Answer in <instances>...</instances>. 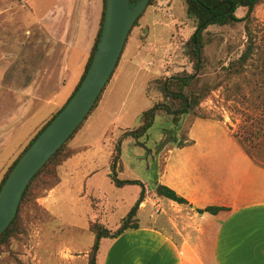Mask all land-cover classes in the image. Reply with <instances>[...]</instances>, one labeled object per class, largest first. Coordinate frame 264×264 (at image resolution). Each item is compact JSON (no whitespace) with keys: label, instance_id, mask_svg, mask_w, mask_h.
<instances>
[{"label":"crops","instance_id":"1","mask_svg":"<svg viewBox=\"0 0 264 264\" xmlns=\"http://www.w3.org/2000/svg\"><path fill=\"white\" fill-rule=\"evenodd\" d=\"M163 2L168 5L172 0ZM18 9H26L24 0H0V144L4 143L9 130L20 127L47 105L48 112L31 129L25 140L27 143L33 133L66 104L83 75L97 34L96 31L90 36V30L80 15L70 27L72 18L65 8L56 4L41 15L28 9L35 20L29 28L19 22ZM99 10L101 18L102 0ZM99 22L100 19L98 27ZM143 58H147L144 51L132 44L126 53L123 49L116 70L121 63L128 72L135 67L137 71L149 73L150 69L143 66ZM148 60L147 64L154 66V61ZM70 63L77 66V73L73 74V84L69 88L66 82ZM116 70L89 116L99 113L101 117L96 125L99 127L97 147H91V138H83L77 145L70 144L69 147L77 153L58 168V184L38 201L53 220H63L68 214L75 216L76 212H66L64 205L90 202V197L85 194L86 186L102 170L108 176L113 172V152L106 161L101 155L104 154L105 141L111 139V145H114L111 133L114 128L120 138L132 133L125 117L128 114L133 116V83L127 90L118 82L130 79L133 82V73L115 77ZM149 81H145V88ZM111 83L114 85L109 89ZM83 130H79L70 141H74ZM196 143L185 148L196 146ZM25 144L20 145L19 150ZM210 148H202L205 149L202 153L188 152L169 158L168 162L175 163L168 168L165 166L158 179V187L166 186L188 202L187 205L167 203L169 213L176 214L171 211L174 209L180 215L171 218L168 214H151L148 222H141L138 218L140 211L149 204L154 207L157 202L165 200L157 198L155 193L145 192V199L137 212L139 228L114 239H102L104 252L97 264H264V169L255 165L241 147V150L221 153ZM117 167L118 164L114 172ZM140 193L141 190L136 193L134 203ZM207 207L228 211L217 215L196 212ZM172 220H192L197 226L194 228L196 232H175Z\"/></svg>","mask_w":264,"mask_h":264},{"label":"rangeland","instance_id":"2","mask_svg":"<svg viewBox=\"0 0 264 264\" xmlns=\"http://www.w3.org/2000/svg\"><path fill=\"white\" fill-rule=\"evenodd\" d=\"M24 1L27 10L18 9V13L19 22L25 28L32 26L35 21L34 15L28 9L41 15L48 7L56 4L65 8L67 15L72 18L70 27H72L71 24L76 23L80 15L81 21H84L90 30V36H94L98 31L101 0ZM184 2L185 0H172L170 4L164 5L163 0L154 1L138 20L136 27L131 30L124 47L125 53L132 44L138 45L147 57L143 58V66L150 69L149 73L137 71L135 67L128 72L124 70L121 63L118 69H115V77L133 73V82L131 79L118 82L122 83L127 90L132 88L133 83V116L128 114L125 117L129 131L136 132L142 126L143 112L152 109L154 105L157 106V111L151 128L136 140L125 135L120 138L119 132L114 128L116 123L112 121L114 130L111 133L114 145H111V139L105 141L101 159L108 160L114 147L119 145L118 167L115 173L112 172L110 175H115L119 181H138L142 186L116 187L110 176L102 170L85 188V194L90 197V202L64 205L66 212L75 211V216L68 214L63 217V220H53L43 213L27 220L24 235L14 242L12 251L0 255V264H89L95 241L89 229L90 224L95 223L94 230L96 226V229L102 228L115 232L120 222L135 207L136 193L141 190V192L153 194L157 189V182L164 167L168 168L175 163L168 162L169 158L188 152L202 153L205 151L202 148L208 146L213 152L219 153L241 150L233 134L243 126L245 117L251 115L253 118L264 120V72L261 64H251L243 70V74L234 75L230 80L226 78L225 69L238 60L244 52L247 42L245 22L224 27L210 26L204 34L202 61L196 66V61L190 54V46H187L195 32L196 22L187 18ZM245 13V10L239 9L236 15L242 19ZM251 18L253 22L250 28L253 29L256 45L260 50H264V5L257 7L252 12ZM148 59L154 61V66L147 64L150 61ZM67 67L69 72L66 83L70 88L77 66L70 63ZM1 74L2 66H0V76ZM137 74H139L138 77ZM192 76L191 89L184 88L180 91L184 95H189V91L192 90L198 96L205 95L209 91L198 108L199 115L206 119H193L186 115L174 117V112L180 109V101L166 97L162 91L163 82ZM146 80L150 81L145 88ZM113 85L114 83H111L109 89L111 86L113 88ZM234 86H237L239 91H235ZM69 92L70 90L67 93ZM255 97L259 98L257 101L262 107L257 111L250 103ZM46 106H43L32 119L23 122L20 127L9 130L4 143L0 144V179L19 151L20 145L26 143V137L31 129L48 112ZM166 109L170 111V114L166 112ZM89 118L79 129H84L82 133L74 141H69L68 147L70 144L77 145L83 138L88 140L91 138L92 140H89L91 147H97L99 127L96 125L101 117L99 113H95ZM194 120L197 121L191 128L190 125ZM261 126L264 133V123H261ZM185 139H191L194 143L196 141V146L177 149V145ZM255 142L263 144L264 137L260 136V139ZM101 159L100 165H102ZM168 202L170 201L162 200L154 207L149 204L146 209L138 213L139 220L143 223L148 222L151 214L153 216L168 214L171 218H177L180 214L174 209L171 211L176 214L168 212ZM172 221L175 223L173 227L175 232L176 230L196 232L194 228L197 226L192 220ZM102 242L101 240L95 256L97 260L104 252Z\"/></svg>","mask_w":264,"mask_h":264},{"label":"trees","instance_id":"3","mask_svg":"<svg viewBox=\"0 0 264 264\" xmlns=\"http://www.w3.org/2000/svg\"><path fill=\"white\" fill-rule=\"evenodd\" d=\"M136 1L138 0H133V2ZM154 1L156 0H150L148 7L152 6ZM105 2L106 0H102V13L99 22V27L94 43L90 50L88 61L84 67L83 75L72 95L76 92L81 82L83 81L88 71V68L90 67V64L92 62L93 55L96 51V47L100 38L103 19H104ZM184 3L186 7L187 18L189 20H194L196 22L195 32L187 44V46H190V54L193 56L194 60L196 61V66H198L202 61L201 54L204 48V34L210 26L224 27L238 22H245L247 42L245 44L244 52L238 58V60L232 62L225 69L226 78L227 80H230L234 75L243 74L242 73L243 70H246L247 66L254 63H260L262 70L264 72V50H260L259 46L256 45L253 29L250 28L253 22L251 18L252 12L257 7L264 5V0H185ZM239 9L246 11L244 18L242 19H239L236 15ZM138 20L135 22L133 28L136 27ZM192 78L193 76L186 79L176 78L175 81L163 82L162 91L166 97H171L172 99L180 101V109L174 112L175 115L174 117L179 115L182 116L186 115V116H191L193 119H206L205 117L199 115L198 108L200 104L203 102V100L206 98V95L209 93V91L206 92L205 95H199V96L195 94L194 91L192 90L189 91V95H184L180 91L181 89L184 88L191 89L190 81ZM105 88L102 90L100 96L96 100L94 107L92 108L88 116L80 124V126L73 133V135L50 158V160L44 165V167L31 180L30 184L28 185L22 196L14 220L11 222L9 227L0 235V255L12 251V246L14 242L21 239L25 233V226L27 220H30L33 217H38L43 213H46L48 215V213L39 205L38 201L41 198L45 197L46 194L58 184L59 182L58 168L64 162H66L68 159H70L77 153V150L71 149L70 147L67 146V144L73 138V136L79 131V129L82 127V125L87 120L89 115H91L93 110L97 107V104L99 103L101 95L103 94ZM233 89L235 91L236 90L239 91V88L237 86H234ZM70 98L67 100V102L70 100ZM257 99L259 98L255 97L250 102L251 105L254 106L256 111L259 110L261 107V104H258L259 101H257ZM62 108L53 115H51L33 133V135L30 137L28 142L24 146H22L19 152L14 156L12 162L7 166V169L4 171V173L1 176L0 189L3 186L10 171L12 170L16 162L19 160V158L22 156V154L28 149V147L40 135V133L48 126V124L53 120V118L62 110ZM156 111H157V106L154 105L152 109L143 112L141 115V120L143 123L142 126L136 132L129 133L128 135L135 140L140 138L142 135H144L147 132V130L151 128ZM166 112L170 114V111L168 109H166ZM174 120L176 119L174 118ZM245 120L246 121H244L243 126L239 129L238 132H235L233 134V137L236 139L242 150L253 161V163L259 166L260 168L264 169V143L260 145V143L255 142L260 139V136L264 137V133L262 132L261 129L262 128L261 123H264V120L253 118V116L251 115L246 116ZM193 122L191 123L190 126H192ZM191 145H193V141L185 139L182 143L180 142L176 148L183 149ZM119 156H120V148L119 145H116L113 149L112 158H111V166L113 169V173H115L114 169L116 165L119 163ZM110 178L116 187H124L127 185H141L138 181H119L116 179L115 175L114 176L110 175ZM154 193L156 197L159 199L169 200L178 205L188 204V202L183 197L179 196L174 190L166 186H159ZM144 199H145V193L144 191H142L135 204V207L132 208L129 215L120 222L119 228L113 233L107 229H102V228L96 229V226L94 230L93 227L95 223L90 224L89 229L90 232L93 234L95 241L90 254L89 264H97V259L95 256L99 250L100 242L102 239L105 238L114 239L119 237L126 231L137 230L139 228L137 212L139 206L143 203ZM223 211H228V210L218 207H207L205 209L197 210L196 212L201 215L205 213L210 215H217L218 213Z\"/></svg>","mask_w":264,"mask_h":264},{"label":"water","instance_id":"4","mask_svg":"<svg viewBox=\"0 0 264 264\" xmlns=\"http://www.w3.org/2000/svg\"><path fill=\"white\" fill-rule=\"evenodd\" d=\"M150 0H106L100 38L88 71L62 110L16 162L0 189V235L14 220L34 176L73 135L109 82L135 22Z\"/></svg>","mask_w":264,"mask_h":264}]
</instances>
